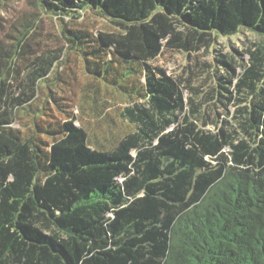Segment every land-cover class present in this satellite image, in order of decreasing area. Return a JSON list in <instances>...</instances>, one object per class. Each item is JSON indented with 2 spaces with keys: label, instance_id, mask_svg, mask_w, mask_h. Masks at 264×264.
Returning <instances> with one entry per match:
<instances>
[{
  "label": "trees",
  "instance_id": "16d2710c",
  "mask_svg": "<svg viewBox=\"0 0 264 264\" xmlns=\"http://www.w3.org/2000/svg\"><path fill=\"white\" fill-rule=\"evenodd\" d=\"M35 7L62 44L43 47L34 9L0 38V264H264V0ZM86 11L112 29L93 30ZM244 30L262 39L214 46ZM210 48L211 66L195 62L211 68L206 89L156 62ZM69 55L99 120L114 123L101 90L125 100L122 135L91 143L56 90Z\"/></svg>",
  "mask_w": 264,
  "mask_h": 264
},
{
  "label": "rangeland",
  "instance_id": "374dc122",
  "mask_svg": "<svg viewBox=\"0 0 264 264\" xmlns=\"http://www.w3.org/2000/svg\"><path fill=\"white\" fill-rule=\"evenodd\" d=\"M0 2H4V5L0 9V38H3L7 32L15 33L13 25L17 23L18 20L22 19L21 17L24 11L34 9L40 17V37L43 42V47H55L62 44V38L60 37V32L56 23L58 19L52 17L48 13L41 12V10L35 7L36 0H0ZM80 19L84 20L83 22L88 24L93 30L95 28L102 30L112 29L111 24L106 19L99 18L89 11L84 12L83 18ZM261 39L262 38L255 33L244 30L231 36H216L217 44H214V46H219V44H221V49L224 53H231L232 47L243 51L251 42ZM214 55L215 53L211 48L206 51L200 50L191 54L178 51H164L156 59V62L166 68L171 75H189L191 77V84L199 86L200 80L207 76V73L210 74L211 68L208 67L206 71L197 74L195 62L205 61L211 66ZM72 57V55H69L68 60L64 61L63 59L64 62L55 67V73H53L55 78L60 79L63 77L66 79V83H60V80H57L56 90L69 99L68 103L75 105L74 110L78 112L79 123L86 128L91 143L94 135L99 138H109L111 136L118 137L122 135L127 129V124L120 119L118 110L125 105V100L116 96V94L105 95L101 90L98 96L108 102L106 112L114 123L110 124L108 119H106L107 121L99 120V116L95 115L90 109L92 105L91 98L85 96V94L90 96L91 92L83 90V88H87L89 79L84 76L80 63L76 60L74 61ZM71 74H74L76 80L71 81V79L67 78V76ZM209 82L210 80L206 81L200 85V88L206 89ZM76 106H79V108ZM20 120L24 121L26 119L21 118ZM208 127L211 128V125Z\"/></svg>",
  "mask_w": 264,
  "mask_h": 264
}]
</instances>
